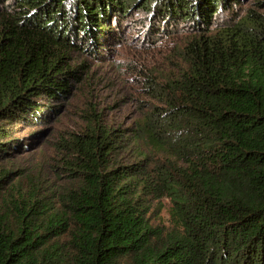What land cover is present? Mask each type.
Masks as SVG:
<instances>
[{"label": "trees", "instance_id": "trees-1", "mask_svg": "<svg viewBox=\"0 0 264 264\" xmlns=\"http://www.w3.org/2000/svg\"><path fill=\"white\" fill-rule=\"evenodd\" d=\"M243 3L0 0V163L21 147L7 122L70 96L75 52L187 36L176 70L146 78L161 104L127 128L90 117L67 142L54 205L0 174V264H264V18ZM164 198L167 233L150 219Z\"/></svg>", "mask_w": 264, "mask_h": 264}, {"label": "rangeland", "instance_id": "rangeland-1", "mask_svg": "<svg viewBox=\"0 0 264 264\" xmlns=\"http://www.w3.org/2000/svg\"><path fill=\"white\" fill-rule=\"evenodd\" d=\"M243 6L264 18V0H244ZM126 34L128 42L108 46V51L99 57L75 52V65L82 67L78 68V79L73 82L70 96L58 101L47 97L39 100L45 109L55 107L49 118L38 123L29 116L27 120L6 123L14 131L12 139L20 141L21 147L11 149L0 163V174L8 172L2 183L3 191L19 190L54 205L60 189L71 182L61 169L65 145L75 133L85 129L90 117L110 128H127L144 111L161 104L148 94L146 78L164 80L176 70L180 64L177 50L185 44L187 36H170L158 46H147L142 43L143 33L139 29ZM23 141H27V147L22 146ZM126 155L128 150L123 156ZM153 209L150 216L153 227L165 233L171 231L170 200L154 201Z\"/></svg>", "mask_w": 264, "mask_h": 264}]
</instances>
